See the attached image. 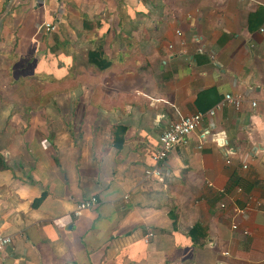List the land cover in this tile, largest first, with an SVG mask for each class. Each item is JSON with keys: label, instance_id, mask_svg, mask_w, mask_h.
<instances>
[{"label": "crops", "instance_id": "crops-1", "mask_svg": "<svg viewBox=\"0 0 264 264\" xmlns=\"http://www.w3.org/2000/svg\"><path fill=\"white\" fill-rule=\"evenodd\" d=\"M1 56L67 86L0 103V264H264V0H0ZM221 102L146 177L161 134Z\"/></svg>", "mask_w": 264, "mask_h": 264}, {"label": "built area", "instance_id": "built-area-1", "mask_svg": "<svg viewBox=\"0 0 264 264\" xmlns=\"http://www.w3.org/2000/svg\"><path fill=\"white\" fill-rule=\"evenodd\" d=\"M44 33H49L55 30V26L50 23H43L39 27ZM224 103L233 106L238 109L242 102V97L240 95H225ZM223 102L217 104L215 107L210 109L207 113H195L183 117L181 120L170 125L161 136L159 137L158 144L152 156L153 166L146 169V177H155L156 179L162 180V176L165 171V164L168 159L169 154L178 145H186L190 137L201 127L203 120L206 116L213 117L217 111L221 110ZM252 107L256 106V102L251 103ZM213 127H208L201 130L200 138L203 139L212 133ZM227 142L224 143V155L226 157L227 163H230V158L234 154L232 149H227ZM201 148V146H199ZM245 168V166H243ZM98 204V199L95 196L87 197L77 204L73 214L75 216L81 215L84 210L90 209ZM249 209V205L247 206ZM233 228H237L233 226ZM151 234L148 235L150 237ZM11 243V238L9 236L0 235V252H2L6 246Z\"/></svg>", "mask_w": 264, "mask_h": 264}, {"label": "rangeland", "instance_id": "rangeland-1", "mask_svg": "<svg viewBox=\"0 0 264 264\" xmlns=\"http://www.w3.org/2000/svg\"><path fill=\"white\" fill-rule=\"evenodd\" d=\"M1 59L2 56L0 57V60ZM25 70L26 68L19 67L18 63L13 65V67H6L5 69L0 67V103L4 104V106H10L12 108H26V104L24 103V101H27L24 100L22 102V98L20 99L19 97V94L22 92L30 93V95L26 96L28 100L29 98H32V96L34 97V95L36 94L35 92L38 91L46 93L66 91L67 85L65 82H57L55 80H49L48 82H45L47 81V79H44L41 82L40 78L38 79L40 82L38 84L29 82L28 76L24 78V76L26 75ZM7 95H10V99H6ZM31 102L35 103V99H33Z\"/></svg>", "mask_w": 264, "mask_h": 264}, {"label": "trees", "instance_id": "trees-1", "mask_svg": "<svg viewBox=\"0 0 264 264\" xmlns=\"http://www.w3.org/2000/svg\"><path fill=\"white\" fill-rule=\"evenodd\" d=\"M87 61L90 64H93L98 69L104 70L110 66V62L107 60V58L104 56V53L102 51L101 46L95 49L94 51H90L87 56ZM126 132V129L124 127H115L113 130L114 134V143L117 146H120L122 144V140L124 137V134ZM0 167L6 168V165L4 164L3 158L0 156ZM44 196L42 195L40 199L36 200L34 205L40 203Z\"/></svg>", "mask_w": 264, "mask_h": 264}]
</instances>
